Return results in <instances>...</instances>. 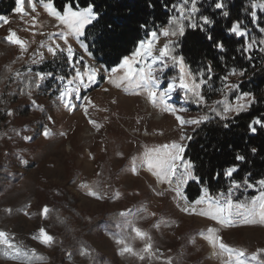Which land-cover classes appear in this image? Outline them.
<instances>
[{"label": "rangeland", "instance_id": "obj_1", "mask_svg": "<svg viewBox=\"0 0 264 264\" xmlns=\"http://www.w3.org/2000/svg\"><path fill=\"white\" fill-rule=\"evenodd\" d=\"M37 10L40 13L39 24L42 25L38 31L44 32L45 35H39L37 32L34 36L32 32L24 31L26 25L22 24L19 16L13 12L7 15L10 24L0 27V40H5L7 29L12 28L29 44V51L23 59L19 58L17 46L12 45L11 51L0 47V52H7L0 54V73L9 64L19 65L16 69L13 68L5 86L0 88V96L7 94L8 97L19 89H25L35 80L34 73L41 72V69L54 71L50 78L43 81L46 82L43 91L32 92L31 99L28 96L25 101L19 100L9 106L14 116L4 119L0 114V174L7 178L3 183L0 182V230L13 236L22 250L29 253L28 257L11 259L0 246V264H25L26 261L30 264H166L169 258L172 264H235V257L229 259L227 253L213 249L201 237L200 233L206 232L209 227L218 228V234L229 247L245 251L246 256L241 258L245 260V264H264V252H261L256 260L251 259L253 253L264 249V225L221 227L205 217L188 215L177 207V201L173 199L171 192H166L164 196L156 195V192L165 186L158 184L156 178H152L144 169H141L138 175L132 174V157L140 156L146 149L178 138L179 132L173 116L153 109L143 97L126 95L103 80L81 92L82 95L90 96L98 107L108 109L106 112L89 109V116L103 125L99 131L88 123V117L82 109L77 108L69 113L63 108L57 98L67 79L62 83L56 77L70 72L71 78L74 71L66 58L54 62L46 49H40V42L45 41L47 44V35L57 29L52 26L54 21L42 8L38 6ZM257 12L264 10L257 9ZM257 33H261L260 36L249 33L248 39L256 40L257 45L253 49L260 50L264 48V45L259 43L264 40V33L260 29H257ZM164 41L165 38L161 37L160 43ZM70 43L77 57L84 56L82 63L100 67L84 54L74 40H70ZM37 50L44 51L46 59L33 64V53ZM77 67L84 70L82 64ZM17 71L22 73L20 78L15 77ZM178 74V69L171 66L166 69L162 77V87L169 77ZM100 76H104L103 69ZM240 81V76L233 75L227 83L240 84ZM222 87L221 81L217 95L210 98L212 87L204 86L205 105L197 106L190 101L186 102L179 89L173 93L169 102L177 107L187 108L188 112L181 113L187 118L205 114L210 118H219L210 110V106L220 109L222 105H215L214 102L223 100L235 103L236 96L240 93L238 90L225 89L222 94ZM104 88L109 91H103ZM113 99L118 103L111 104ZM31 100H35L43 111L35 108ZM234 116L237 114L229 113L227 119ZM48 117H52V120ZM137 119L141 120L139 125L136 123ZM45 126L53 133L48 139L40 134ZM145 129L149 133L162 131L164 134L145 136ZM87 131H92L93 135L90 137ZM187 131L191 134L192 128ZM17 132L20 134L16 135ZM60 132H65L66 136H61ZM24 136H31L33 140L26 142ZM89 154L94 156V159H91ZM18 156H22L28 164L22 165ZM81 183L93 186L99 184L105 199L97 200L85 195L79 187ZM254 185L253 188L242 186L238 190L234 189V202L250 201L258 196L259 185ZM54 187L64 188L68 192L69 201L75 203L85 214L104 219L101 232L89 236L87 245L66 256L56 242L58 233L51 229L47 218L41 215V210L45 206L49 207L46 195L49 189ZM116 192L120 193L118 199L113 198ZM141 208H146L147 212L139 211ZM6 209H11V214L6 212ZM25 212L28 214L25 215ZM152 212L156 215L151 216ZM120 213L130 215L122 217ZM113 214H116L117 219L110 225L108 218ZM129 222L149 233L152 238L154 254H144V260L128 253L121 254L123 245L116 242L117 238H126L137 253L143 254L145 242L133 238L135 234L131 232ZM158 222L159 229L154 227ZM40 228H44L55 238L51 246H45L32 239ZM157 249L158 252L155 251ZM82 250L87 254L82 255ZM33 251L35 256L31 255ZM214 252L217 254L214 255Z\"/></svg>", "mask_w": 264, "mask_h": 264}, {"label": "snow or ice", "instance_id": "obj_2", "mask_svg": "<svg viewBox=\"0 0 264 264\" xmlns=\"http://www.w3.org/2000/svg\"><path fill=\"white\" fill-rule=\"evenodd\" d=\"M204 3L209 4L214 10L215 15L222 16L223 18L229 17L228 0H179V3L166 4L164 7L171 9L173 12L169 16L168 24L153 26L152 28H149L146 23L141 24V29L145 30V38L138 40L137 46L131 54L124 56L119 63L111 68H104L103 65L94 67L90 64L82 63L84 56L77 57L76 51L72 43H70V40H74L83 50L84 54L89 58L92 57L89 44L86 43V40L88 34L102 19L98 6L95 3L80 6L79 0H66V3L61 9L56 6L55 0H15L16 6L13 9V14L19 16L21 23L26 25L23 30L32 32L34 36L37 32L39 35H45L44 32L38 31L42 27L38 20L40 15L37 10L38 6L54 21L52 26L57 31L48 34V43L46 44L45 41H41L39 47L40 49H46L47 54L51 55L54 62L66 58L74 71V75L70 79H67L66 84L60 89L57 99L69 113L74 112L77 108L82 109L84 115L88 117V123L97 131L103 125L97 123L96 120L89 116V109L105 112L108 109L98 107L90 96L82 95L81 92L94 85H98L101 80L116 89H120L126 95L143 97L153 109L174 117L179 132L177 139L151 149H146L140 156H134L131 159V172L133 175H138L141 169H145L156 178L158 184L165 186L162 190L156 192V195L164 196L166 192H171L173 199L177 201V207L180 211L188 215L205 217L221 227L231 228L243 225H264V179L257 181L259 185L258 196L253 197L250 201L234 202L232 199V191L234 189L238 190L242 186L246 188L255 187L246 178L242 182H238L233 178L234 174L239 171L237 165L228 167L224 171V177L231 180L227 193L212 196L207 187H202V194L195 200L189 201L184 191L190 182H201L195 173L194 164L184 159L188 142L193 139V136L188 133L187 129L192 128L195 131L196 128L208 122L210 117L205 114L187 118L181 115V113L188 112L187 108L177 107L169 101L172 99L173 93L179 89L183 93L186 102L190 101L197 106L205 105L206 100L203 90L204 86L212 80L213 68L209 63L206 68L193 72L191 66L186 63L184 56L177 52V41L178 38L184 37L186 29L190 28L193 31L204 32L207 40L213 41V47L218 52L223 53L227 51L222 39L214 40L211 29L215 27L216 20L213 15H206L201 12ZM148 6L150 8L154 7L151 3ZM257 9L264 10V2L259 4L252 3L250 16L252 17L253 23L257 20ZM10 22L9 17L0 15V27L8 25ZM122 23H125V21L115 20L109 23L104 33L93 38V44H103L107 32L113 29V24L119 27ZM226 31L228 35L234 36L238 40H243L244 46L239 50L246 54V58L251 59V51L257 45V41L248 39L249 30L244 26V22L240 19L233 20ZM7 33L4 37L5 41L17 46L20 52L19 58L23 59L24 55L29 51V44L18 35L15 29L8 28ZM161 37L165 38L162 44L160 43ZM259 43L264 45V40ZM157 45L160 46L157 47ZM260 50L264 51V48H260ZM36 57H39V59L37 60ZM45 59V52L37 50L33 53L32 63H41ZM78 64H82L83 71L80 67H77ZM170 66L178 69L179 74L178 76L169 77L168 82L162 87L163 73ZM101 69L104 72L103 77L100 76ZM29 73H31V69H29ZM52 75V73L48 72H35V87L39 88L40 84ZM233 75L244 77L245 70L237 71L236 69H232L227 75L221 78L223 82V87L221 88L222 94L225 89L230 91L239 90V84L227 83L229 77ZM21 76L22 73L18 71L15 73L16 78H20ZM56 78L62 83L66 79L64 76H58ZM103 91L108 92L109 89L104 88ZM28 95L31 99V90ZM242 101L245 102L242 103ZM255 102V97L252 93L240 92L236 96L235 103L227 100L216 101L214 104L222 105V107L217 109L215 106H210V110L220 119L226 120L229 113L234 112L239 115L240 112ZM31 103L35 108L43 111V108L37 105L35 100H31ZM117 103L118 101L116 99L111 100V104ZM6 115L12 117L14 116V112L7 110ZM48 119L51 121L52 117H48ZM136 123L139 125L141 120L137 119ZM228 126L227 123L224 124L225 128ZM257 126L264 128V120L260 118L253 119L249 124L250 132L255 134L257 132ZM19 134L18 132L16 133V135ZM40 134L45 139L53 135L47 126L43 128ZM143 134L147 136L149 134L163 135L164 133L162 131L149 133L145 129ZM60 135L66 136V133L60 132ZM9 138L11 139V137ZM23 139L29 142L33 140V137L24 136ZM252 151L255 153L256 149L253 148ZM89 155L91 159H94V156ZM118 155L122 156L123 154L118 153ZM18 159L22 165L26 166L28 164V161L23 159L22 156H18ZM235 159L237 161H244L246 158L243 155H237ZM216 176L219 178V173ZM79 187L89 197L97 200L105 199V195L100 191L99 184L93 186L89 183H81ZM119 196L120 193L116 192L113 198L118 199ZM180 201H183V203L181 204ZM5 211L11 214L12 210L6 209ZM139 211L147 212V209L141 208ZM27 214L25 212V215ZM48 214L49 209L45 206L41 210V215L47 218ZM128 215L130 213H120L122 217ZM150 215L155 216L156 213L152 212ZM129 226L131 232L135 234L133 238H139L145 242L142 250L143 254L137 253L127 242L126 238H117L116 242L123 245L121 254L128 253L133 256H138L140 260L145 259L144 254H154L152 238L149 233L136 227L131 222H129ZM154 227L159 229L160 222L156 223ZM218 233V228L209 227L206 232H201L200 235L213 249H218L220 253H227L229 259L235 257V264H245V260L241 259L246 256L245 251L242 249H232L223 242ZM32 239L39 241L45 246H51L55 242V238L44 228H40L38 234L34 235ZM0 246L5 249V255L11 259L29 256V253L23 251L15 242V238L10 236L6 231L0 230ZM155 251L158 252V249ZM261 252H264V249L257 250L256 253H253L251 259L256 260ZM81 254L85 255L87 253L82 250ZM213 254L216 255L217 253L214 252ZM31 255L35 256V252L33 251ZM160 255L162 256L163 254L160 253ZM25 264H30V262L26 261ZM166 264H172L170 258L166 261Z\"/></svg>", "mask_w": 264, "mask_h": 264}, {"label": "trees", "instance_id": "obj_3", "mask_svg": "<svg viewBox=\"0 0 264 264\" xmlns=\"http://www.w3.org/2000/svg\"><path fill=\"white\" fill-rule=\"evenodd\" d=\"M261 2L264 0H228L230 12L228 18L215 15L209 4L204 3L201 12L214 16L216 25L211 29L214 40L222 39L226 52H218L213 47V41L207 40L204 32L189 28L186 29L184 37L178 38L177 52L184 56L193 72L211 64L213 77L207 84L211 85L213 90L210 98L217 95L221 78L232 69H236L237 71L245 70V76L240 77L238 91L252 93L256 101L247 111L237 116L226 120L210 118L195 131L192 130L190 135L193 139L188 142L184 159L194 164L195 173L201 182H190L184 189L189 201L195 200L202 194V187H207L212 196L227 193L231 180L224 177V171L233 165L239 168L233 177L238 182L246 178L250 183L257 184V181L264 179V128L257 126L255 134L249 130V124L253 119L264 120V51L252 49L251 59L246 58V54L239 50L244 46L243 40L228 35L226 31L233 20L240 19L250 34L260 36L261 33L258 34L257 29L261 31L264 29V12H257V20L253 23L250 10L252 3ZM55 3L62 9L66 0H55ZM88 3H95L102 16L86 40L92 53L91 58L98 66L111 68L124 56L131 54L138 40L145 38V30L141 29L140 25L146 23L149 28L167 25L169 16L173 12L171 9H166L164 5L179 3V0H79L80 6ZM149 3L154 7L150 8ZM15 6V0H0V15H10ZM115 20L125 21V23L119 27L113 24V29L107 32L104 43L93 44V38L104 33L106 26ZM0 47L12 50V45L3 39L0 40ZM3 53L0 52V54ZM18 66L12 63L4 67L0 73V88L5 86L13 68L16 69ZM41 72L54 73L51 69H41ZM65 74L63 73V76L69 79L70 72ZM34 81L25 89H19L8 97L7 94L0 96V114L4 119L7 118L6 111L9 110V106L19 100L25 101L30 90L31 93L43 91V85L46 82L36 88ZM225 123L229 125L227 128L224 127ZM253 148L256 149L255 153L252 151ZM237 155H243L246 159L237 161L235 159ZM217 173L219 178L216 176ZM5 180L7 178L0 174V182L3 183ZM48 192L46 195L49 201L47 220L51 229L58 233L56 242L66 256L87 245L89 236L101 232L104 219L99 216H89L78 209L75 203L69 201L68 192L64 188L54 187ZM108 219V224L111 225L117 216L113 214Z\"/></svg>", "mask_w": 264, "mask_h": 264}, {"label": "bare ground", "instance_id": "obj_4", "mask_svg": "<svg viewBox=\"0 0 264 264\" xmlns=\"http://www.w3.org/2000/svg\"><path fill=\"white\" fill-rule=\"evenodd\" d=\"M86 133H88V135L90 134V137L93 135V132L92 131H87ZM145 172L149 173L147 170L144 169ZM149 175L152 177V178H155L154 176L151 175V173H149Z\"/></svg>", "mask_w": 264, "mask_h": 264}, {"label": "water", "instance_id": "obj_5", "mask_svg": "<svg viewBox=\"0 0 264 264\" xmlns=\"http://www.w3.org/2000/svg\"><path fill=\"white\" fill-rule=\"evenodd\" d=\"M185 154V153H184Z\"/></svg>", "mask_w": 264, "mask_h": 264}]
</instances>
